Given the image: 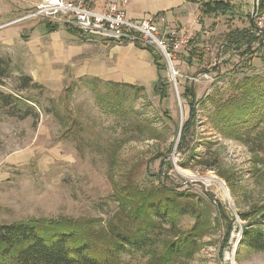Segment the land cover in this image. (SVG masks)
<instances>
[{
    "label": "rangeland",
    "instance_id": "374dc122",
    "mask_svg": "<svg viewBox=\"0 0 264 264\" xmlns=\"http://www.w3.org/2000/svg\"><path fill=\"white\" fill-rule=\"evenodd\" d=\"M39 2L0 0V93L28 100L31 107L0 102V225L73 219L91 228L99 249L107 248L117 233L137 236L144 225L134 218L137 203H127L131 191L161 182L192 195L196 216L161 223L151 232L153 248L128 251L121 255L124 262L156 264L196 228L198 250L183 264H264V251L239 247L248 224L242 215L264 206V125L225 136L215 129L209 99H228L232 85L245 77L264 78L262 36L252 32L257 41L251 49L230 37L250 28L252 0H233L231 12L220 16L202 14L211 20L191 40L193 58L188 51L178 56L177 87L152 48L165 65V86L157 91V81L134 84L143 90L138 96L127 89L129 101L113 104L120 112L98 102V93H109L107 86L95 93L83 82H107L91 76L102 46L84 49L86 41L68 28L57 26L51 34L48 27L55 25L48 20H24ZM195 77L198 82L189 80ZM189 88L198 103L191 157L178 148L190 116ZM213 177L228 196L206 180Z\"/></svg>",
    "mask_w": 264,
    "mask_h": 264
},
{
    "label": "trees",
    "instance_id": "16d2710c",
    "mask_svg": "<svg viewBox=\"0 0 264 264\" xmlns=\"http://www.w3.org/2000/svg\"><path fill=\"white\" fill-rule=\"evenodd\" d=\"M232 6L229 1L215 0L203 3L201 11L208 17L217 16L231 12ZM48 28L51 32L57 31V25H50ZM252 32L251 25L248 30L234 31L230 37H234V45L241 43L242 46L246 45L247 49H251L252 44L257 41ZM144 50L150 53L157 68L156 87L159 91L165 86L161 75L165 65L161 64V58L154 49L144 48ZM189 53L193 58L191 49L188 55ZM24 80L29 81L26 77ZM83 80L85 84L92 86L91 90L95 93H98L102 86L108 87L109 93H98L97 100L113 112H120L117 107L113 109L114 103L129 101L130 91H136L139 96L140 91L143 90L134 85L100 83L96 78ZM185 96L190 98V116L183 127L178 148L183 154L188 152L191 154V138L197 118L198 103L192 88L187 90ZM209 99L215 105L213 114L215 129L225 136L238 137L250 134L264 125V78L258 75L245 77L233 84L231 94L226 100L216 101L213 95ZM0 102L8 108H17L19 104L31 108L27 104L30 101L16 99L3 93H0ZM192 155L193 153L190 157ZM127 200L129 204L137 203V207L133 208L134 218L144 221L137 236L130 237L124 233H117L116 238H112L107 248L99 249L93 241L91 228L73 219H35L12 225H0V264H130L124 262L121 255L127 254L128 251L151 250L154 246L153 233H151L154 232V228L161 226V223L176 225L177 219L181 216H196V203L192 195L179 191V187H167L161 182L151 188L138 187L135 191H131L130 199ZM219 212L221 213L220 208ZM242 218L248 224L242 231L239 247L264 251V206L242 215ZM199 236L200 233L196 228L193 229L167 255L158 257L156 264H173L174 261L183 264L197 252Z\"/></svg>",
    "mask_w": 264,
    "mask_h": 264
},
{
    "label": "built area",
    "instance_id": "2783aa9c",
    "mask_svg": "<svg viewBox=\"0 0 264 264\" xmlns=\"http://www.w3.org/2000/svg\"><path fill=\"white\" fill-rule=\"evenodd\" d=\"M129 0L94 3L92 0H40L24 20H48L76 32L80 37H98L118 45L155 48L169 66L177 87L180 73L175 69L178 56L190 50L196 31L187 27L163 31L164 18L149 16L143 20L128 17ZM160 22V24H159ZM253 31L264 39V0H258ZM191 82L198 79L190 78ZM240 241V240H239Z\"/></svg>",
    "mask_w": 264,
    "mask_h": 264
},
{
    "label": "crops",
    "instance_id": "0c3cea01",
    "mask_svg": "<svg viewBox=\"0 0 264 264\" xmlns=\"http://www.w3.org/2000/svg\"><path fill=\"white\" fill-rule=\"evenodd\" d=\"M92 1L94 3H103L118 0ZM210 1L215 0H203L199 2L194 0H129V5L126 10L128 17L132 20L139 21L149 16H154L159 19L164 18L165 23H161L160 25L163 31H168L172 28L187 27L199 33L204 23L208 24L209 20H211L208 17L203 18L201 11L202 4ZM224 1L231 2L233 0ZM231 4L234 6L233 2ZM241 4L248 5V0H242ZM250 12H252V9H250ZM56 32L58 31H49L51 34ZM206 35L209 34L206 33ZM78 37L86 41L87 44H85L84 49H88V45H91V43L102 46V49L100 48L97 52V57L94 56L93 65H95V70L91 72V76L99 77V75H102L101 77L107 80V82L130 85H144L147 82L152 83L158 80L157 68L154 65L150 53L144 50V48L129 44L118 45L109 41V43L107 42L108 44L103 43L101 45L100 43L91 41L89 39L91 37L84 38L79 35ZM97 65L100 67V70H97Z\"/></svg>",
    "mask_w": 264,
    "mask_h": 264
},
{
    "label": "water",
    "instance_id": "95a60500",
    "mask_svg": "<svg viewBox=\"0 0 264 264\" xmlns=\"http://www.w3.org/2000/svg\"><path fill=\"white\" fill-rule=\"evenodd\" d=\"M257 12H258V0H253V8H252V13H251V21H250L252 28H255L254 20L256 18Z\"/></svg>",
    "mask_w": 264,
    "mask_h": 264
},
{
    "label": "bare ground",
    "instance_id": "6f19581e",
    "mask_svg": "<svg viewBox=\"0 0 264 264\" xmlns=\"http://www.w3.org/2000/svg\"><path fill=\"white\" fill-rule=\"evenodd\" d=\"M201 179V178H200ZM208 182H215V183H217V184H219L220 185V187H221V189H223L224 190V192H225V194L228 196L229 194H228V191H227V189H226V186H225V184L223 183V182H221V181H219V180H217L216 178H209V179H206ZM222 190V191H223Z\"/></svg>",
    "mask_w": 264,
    "mask_h": 264
}]
</instances>
